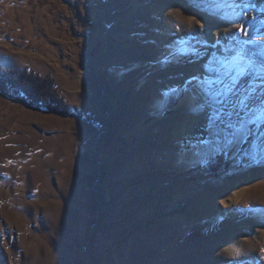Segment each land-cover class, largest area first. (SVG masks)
<instances>
[{"label":"rangeland","instance_id":"obj_1","mask_svg":"<svg viewBox=\"0 0 264 264\" xmlns=\"http://www.w3.org/2000/svg\"><path fill=\"white\" fill-rule=\"evenodd\" d=\"M0 65L83 115L0 93V264H264V0H0Z\"/></svg>","mask_w":264,"mask_h":264},{"label":"trees","instance_id":"obj_2","mask_svg":"<svg viewBox=\"0 0 264 264\" xmlns=\"http://www.w3.org/2000/svg\"><path fill=\"white\" fill-rule=\"evenodd\" d=\"M0 93L45 114L77 118L83 116L59 95L53 79L32 72L7 70L0 65Z\"/></svg>","mask_w":264,"mask_h":264},{"label":"snow or ice","instance_id":"obj_3","mask_svg":"<svg viewBox=\"0 0 264 264\" xmlns=\"http://www.w3.org/2000/svg\"><path fill=\"white\" fill-rule=\"evenodd\" d=\"M244 32L243 27L240 29ZM224 84L223 91H216L211 93L213 96L219 97L216 103L219 105L218 108L214 109V114L208 117L209 122L217 128L228 127L231 128V124H225V118L231 119L232 115L239 116L238 108L242 107L244 110L249 112L250 119L249 123H254L256 119L260 118V114L264 113V71L252 73L250 79L246 85V89L242 93L233 92L234 84H228L221 81ZM231 93V97H229ZM166 105L157 104L155 110L160 112L164 110ZM229 108L232 111H229ZM197 109L203 110L201 105H197ZM196 145L191 142L183 144V150L185 154L191 152L195 153Z\"/></svg>","mask_w":264,"mask_h":264},{"label":"bare ground","instance_id":"obj_4","mask_svg":"<svg viewBox=\"0 0 264 264\" xmlns=\"http://www.w3.org/2000/svg\"><path fill=\"white\" fill-rule=\"evenodd\" d=\"M237 192H238V191H237ZM237 192H235L236 194L234 193V194H235L234 196H235L236 199H237V196H238V193H237Z\"/></svg>","mask_w":264,"mask_h":264}]
</instances>
